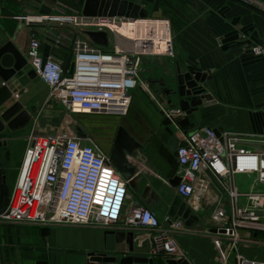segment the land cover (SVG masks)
<instances>
[{
	"label": "crops",
	"instance_id": "crops-1",
	"mask_svg": "<svg viewBox=\"0 0 264 264\" xmlns=\"http://www.w3.org/2000/svg\"><path fill=\"white\" fill-rule=\"evenodd\" d=\"M133 2L144 9L148 18L152 19L132 21L130 27L136 26L139 21H156L162 23L165 28L163 27L161 31L151 29L142 35L129 33L122 35L118 31L119 28L115 29L125 38L116 35L114 31L105 32L108 39L110 36L113 38V45L118 38L124 48L133 47L137 53L142 54L141 59L143 57L145 67L144 81L151 93L159 94L162 102L159 125L155 120L148 123L158 139L148 137L144 141L137 131L128 127L125 129L140 146L133 153L126 155V164L132 169V174L146 179L142 202L150 206L157 201L159 195L157 190L160 192L164 183L176 176V156L170 150V146L177 148L181 141L177 139L174 131L188 134L199 126H207L219 129L220 133L241 135L243 146L249 150L264 149V55L255 56L244 52V44L264 47V0H133ZM84 3L85 0H0V45L11 43L24 56L30 40L36 38L41 43L42 54L44 46H48V57L61 61L63 65L70 57V45L65 39L70 35L82 38L101 50L110 51L107 50V46H98L87 38L86 32L94 31L93 28L61 24L48 19L40 23L20 19L34 15L81 17ZM56 39L59 43L54 44ZM166 47L171 50L170 54H167ZM13 63L11 55H5L0 62L4 69L11 68ZM27 69L17 76L25 74ZM177 70L181 74L199 72L207 75L206 80L198 83V86L205 90V94L210 95L211 103L203 105L205 100L202 99L201 105L190 117L178 108L181 98L178 96L175 82ZM37 81V78L31 80L20 95L17 92L21 87H15L12 98L4 104L0 112L15 102L21 103L23 109L27 111L28 105L30 108L34 107L32 103L36 101V95L32 88ZM41 85L43 86L42 83ZM190 99V96L182 98L185 102H190ZM131 100L134 101L133 94ZM172 108L179 110L176 120L178 129L176 130L174 125L170 126L173 135H169L162 125L161 109ZM29 127L28 122L18 129L6 128L0 133V212L3 199L9 197L17 180L26 148V138L33 126ZM89 132L83 131L88 140L92 138ZM167 153L172 159L170 164L164 161ZM129 160H132V163H129ZM132 174L120 176L123 178V175ZM237 179L250 181L251 177L237 176L233 179L234 184L241 190ZM241 192L246 191L243 189ZM175 196L177 195L175 194L173 198ZM206 197L204 202L210 209L213 204L209 201L213 196L209 193ZM170 204L171 202L167 203L164 215H168ZM202 210V214H197L199 222L195 225H200L202 221L205 223L204 219L208 217L212 208L209 213L204 208H201L200 212ZM41 229L42 227L36 225L18 224L0 218V264H91L87 255L91 252L116 258L121 254V257L130 255L166 260L159 254L152 255L150 247L144 250L146 246L142 249V246L140 248L136 245L135 234L139 231H134V251L129 253L124 243L116 244L114 236L106 233L113 229L52 226L48 228L50 231L46 236H41ZM59 232L63 233L61 235L71 237L60 241L58 236L54 238ZM176 234L173 237L185 253L184 260L188 264H220L217 258V245L221 243L219 238L214 236L204 239L192 238L191 248L186 250L187 247L179 243ZM51 235L52 237H48ZM201 243L207 247L206 255L200 253ZM228 264H235L232 256H229Z\"/></svg>",
	"mask_w": 264,
	"mask_h": 264
},
{
	"label": "built area",
	"instance_id": "built-area-1",
	"mask_svg": "<svg viewBox=\"0 0 264 264\" xmlns=\"http://www.w3.org/2000/svg\"><path fill=\"white\" fill-rule=\"evenodd\" d=\"M20 19L37 23L48 19L108 32L113 31L110 24L130 21L76 15ZM65 39L70 45L71 73L69 68L64 70L61 61L47 56L43 62L41 43L36 38L30 40L24 54L27 68L45 87L44 103L54 102L72 115L126 116L131 91L140 86L141 55L124 48L118 38L111 51L71 35ZM55 43L59 41L56 39ZM244 50L255 56L264 55L261 45L244 44ZM166 52L170 54L169 47ZM161 111L177 130L179 110ZM174 132L184 142L176 148L179 182L174 187L175 194L196 216L204 197L209 193L213 196L207 217L209 229L205 230H223L211 234L231 241L227 249L222 241L217 245L220 264H228L232 254L235 264H264L245 257L237 248L242 239L240 229L264 230V149L249 150L243 146L241 135H217L214 128L207 126H199L188 134ZM237 176L251 177L248 191L241 192L234 184ZM195 198L198 204L194 208L191 203ZM8 199L7 207L0 212L1 219L42 228L63 224L124 232L144 229L152 255L159 254L166 260L185 259L173 237L174 231L189 230L184 220L169 215L159 220L146 206L133 203L127 182L110 164L108 156L86 137L61 135L58 129L55 135H49L45 127L33 130L26 138L17 180Z\"/></svg>",
	"mask_w": 264,
	"mask_h": 264
},
{
	"label": "water",
	"instance_id": "water-1",
	"mask_svg": "<svg viewBox=\"0 0 264 264\" xmlns=\"http://www.w3.org/2000/svg\"><path fill=\"white\" fill-rule=\"evenodd\" d=\"M82 15L85 17H106V18H125L130 21L148 19L147 12L139 5L135 4L133 0H85ZM150 19V18H149ZM87 38L98 46L108 45V35L105 31H87ZM151 44V43H150ZM49 47L44 46L43 49V62H45L48 56ZM5 55H11L14 63L11 68L4 69L0 64V80L2 85L0 86V109L8 102L13 96V89L15 87H21L17 94H22L23 88L36 78L35 73L32 70L27 69V63L24 56L15 49L11 43L0 45V62ZM69 68V73L72 72L73 64L70 63V57H68L64 64V70ZM26 73L22 76H17L23 70ZM207 75L199 72H187L181 74L177 70L175 82L177 85L178 96L181 98L178 102V108L184 112L188 117L197 110V107L201 105V100L204 99L203 105L211 103V97L209 94H205V90L198 86V83H203L206 80ZM12 90V91H11ZM191 97L190 102L182 100L184 97ZM36 111L35 107L30 108V112L23 109V106L19 102L11 104L9 107L0 112V133L6 128L9 130H15L23 127L29 122L30 113ZM163 116V114L161 113ZM172 122L170 119L164 117L162 125L169 135H173L170 130ZM47 134L55 135L57 129L50 130V127H45ZM217 135L220 134L219 129H215ZM77 138H85V134L77 130L74 134ZM184 142H179L178 146H183ZM139 144L131 138L124 128H118L116 136L114 138L113 146L108 154V160L114 169L120 174H132V169L126 164V155L133 153ZM175 146H170V150L176 156ZM179 182V178L175 176L169 181L172 187H175ZM8 197L2 201L1 212L5 210L8 205ZM168 215L173 218H181L184 220L186 227L190 228L193 224L198 222V218L192 213L189 207L181 201L178 196H175L168 209ZM50 229L42 228L41 236L49 234ZM210 233H223V230L210 229ZM109 235L114 236L116 244L124 243L128 252L134 251V232L132 231H114L110 230L106 232ZM91 264H188L186 260H154L153 258H146L140 256H124L120 259L116 257H107L105 254H88Z\"/></svg>",
	"mask_w": 264,
	"mask_h": 264
},
{
	"label": "rangeland",
	"instance_id": "rangeland-1",
	"mask_svg": "<svg viewBox=\"0 0 264 264\" xmlns=\"http://www.w3.org/2000/svg\"><path fill=\"white\" fill-rule=\"evenodd\" d=\"M112 47H113V38L110 36L108 39L107 50L111 51ZM143 63L144 62L142 57L140 86H137L134 90L131 91V94H133L134 101L131 100L128 113L125 117H114V116L107 117L101 115H83V114L72 115L65 113L54 102L44 103L45 89L38 80L37 82L34 83L35 84L34 88H32V90L34 91V95H36V101H34V104L32 103V106L36 108V111L34 113H30L29 125L30 127L33 126L31 130L33 131L37 127L42 129L44 127H51L58 129V132L61 135H65V136H72L76 133L77 130H80L82 132L84 130H89L90 136L92 137L90 141L94 144V146H96L99 150H101L105 154H109L113 146L114 137L117 128L119 127H123L124 129H127L128 127L133 131H137L141 135L140 137L144 139V141L145 138L148 139V137H154L155 139H158V137H155L156 134L154 135L153 131L149 128L148 123L150 124V121L155 120L158 123L157 125H159L160 122L159 111L162 102L159 98V94L155 92L151 93L149 91L150 88L144 81L143 75L145 73V67ZM142 98L143 100L141 101ZM27 109L28 112H30L29 105L27 106ZM157 129L159 128L157 127ZM162 134L163 133L161 132V135ZM164 161L166 164L171 163L172 159L169 153H167V157L165 158ZM129 163H132V160H129ZM123 178L126 180L129 190L133 195V203L139 202L140 204L146 206L148 209H150L151 211L157 214L159 220H162L167 203L171 202L173 196L175 195V188L172 187L169 182L164 183V185L160 189V192L159 190H157L159 195L157 197L156 203L148 206L146 203L142 202L143 201L142 195L145 193V188H146L145 187L146 179L140 176H136L134 173L132 175H123ZM236 181L239 184L241 190L243 189L244 191L249 190V186L251 185L250 183L251 180L245 181L242 179H237ZM206 205L207 204L203 201L202 209L203 208L206 209L207 212L209 213L212 207L209 209V205H207V207ZM202 213L203 210L200 212V214ZM205 219H204L205 223H203L202 221L200 225L193 224L188 231L185 230L174 231L173 235L177 233L176 234L177 240L179 241L180 244L187 247L186 250L191 248L190 240L192 238L204 239V238H208V236H214L216 238H219L220 241H222V246H224V248L227 249V246L228 244H231V241L226 237L213 235L208 230H205L206 228L209 229L208 227L209 225H207L209 221H207V218ZM56 226H69V225L62 224ZM74 227L92 228L93 226H74ZM93 228L101 229L97 226ZM138 231L140 233L145 232L144 229L142 230L140 229ZM61 234L59 232L58 235H55V237L54 236L53 237L56 238L58 236L57 238L60 241H65L71 237V236L67 237V235H61ZM239 234L241 235L240 237L242 238L241 241L238 243L239 246L237 245L239 252L249 259L264 261V230L240 229ZM48 237H52V235ZM144 247L145 244L143 243L142 249ZM144 250H146V247L144 248ZM200 253L202 255H206V253H208L207 247L202 245V243L200 244ZM89 254H96V253L91 252ZM120 255L121 254L117 255V259L122 258Z\"/></svg>",
	"mask_w": 264,
	"mask_h": 264
},
{
	"label": "bare ground",
	"instance_id": "bare-ground-1",
	"mask_svg": "<svg viewBox=\"0 0 264 264\" xmlns=\"http://www.w3.org/2000/svg\"><path fill=\"white\" fill-rule=\"evenodd\" d=\"M131 22H132V20L131 21H127V22H125L124 24H121V25L110 24V28L113 31H115L118 35L122 36L121 34H128V33L129 34L142 35V34H145L147 31H149L151 29H154V30L156 29V30H160L161 31V30H163V27H164V25L162 23H159V22H156V21H139V22H137V25L136 26L130 27L129 24ZM117 28H119L118 31L121 34L115 30ZM156 34H158V33H156ZM122 37H124V36H122ZM131 47H132V45H131ZM132 49H133V47H132ZM133 51L136 54H138V55H142L141 53H137V51L135 49H133ZM197 204H198V202H197V200L195 198L192 201L191 205H192V207L195 208V207H197ZM135 242H136V245L138 247H141L143 245V243H144L145 246H146V248L148 249L149 243H148V240H147V236L144 233L137 232L135 234Z\"/></svg>",
	"mask_w": 264,
	"mask_h": 264
}]
</instances>
